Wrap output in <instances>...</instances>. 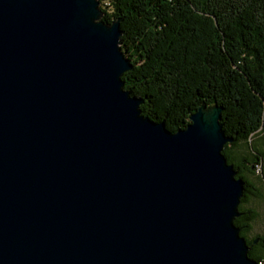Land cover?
Returning <instances> with one entry per match:
<instances>
[{
    "label": "water",
    "instance_id": "1",
    "mask_svg": "<svg viewBox=\"0 0 264 264\" xmlns=\"http://www.w3.org/2000/svg\"><path fill=\"white\" fill-rule=\"evenodd\" d=\"M100 5L0 0V264H261L224 107L145 116Z\"/></svg>",
    "mask_w": 264,
    "mask_h": 264
},
{
    "label": "trees",
    "instance_id": "2",
    "mask_svg": "<svg viewBox=\"0 0 264 264\" xmlns=\"http://www.w3.org/2000/svg\"><path fill=\"white\" fill-rule=\"evenodd\" d=\"M105 22L120 23L133 69L125 88L142 112L176 132L204 103L224 107L233 138L223 152L245 180L235 224L264 264V234L250 236L264 198V0H100ZM258 238L259 242L254 243Z\"/></svg>",
    "mask_w": 264,
    "mask_h": 264
},
{
    "label": "rangeland",
    "instance_id": "3",
    "mask_svg": "<svg viewBox=\"0 0 264 264\" xmlns=\"http://www.w3.org/2000/svg\"><path fill=\"white\" fill-rule=\"evenodd\" d=\"M102 5V4H101ZM252 205L257 207L260 211V217L254 222V227L250 232V236L264 234V198L259 199L255 198L253 200Z\"/></svg>",
    "mask_w": 264,
    "mask_h": 264
},
{
    "label": "flooded vegetation",
    "instance_id": "4",
    "mask_svg": "<svg viewBox=\"0 0 264 264\" xmlns=\"http://www.w3.org/2000/svg\"><path fill=\"white\" fill-rule=\"evenodd\" d=\"M258 242H259V239L256 238L255 241H254V243L257 244Z\"/></svg>",
    "mask_w": 264,
    "mask_h": 264
},
{
    "label": "built area",
    "instance_id": "5",
    "mask_svg": "<svg viewBox=\"0 0 264 264\" xmlns=\"http://www.w3.org/2000/svg\"><path fill=\"white\" fill-rule=\"evenodd\" d=\"M261 263V262H260ZM262 264V263H261Z\"/></svg>",
    "mask_w": 264,
    "mask_h": 264
}]
</instances>
